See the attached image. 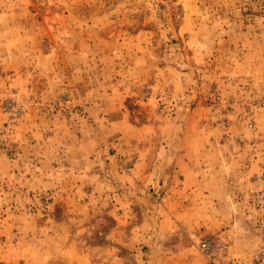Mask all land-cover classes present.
Wrapping results in <instances>:
<instances>
[{"label":"rangeland","instance_id":"1","mask_svg":"<svg viewBox=\"0 0 264 264\" xmlns=\"http://www.w3.org/2000/svg\"><path fill=\"white\" fill-rule=\"evenodd\" d=\"M264 248V0H0V264H201Z\"/></svg>","mask_w":264,"mask_h":264},{"label":"built area","instance_id":"2","mask_svg":"<svg viewBox=\"0 0 264 264\" xmlns=\"http://www.w3.org/2000/svg\"><path fill=\"white\" fill-rule=\"evenodd\" d=\"M201 264H246L242 260L229 256V246L226 238L221 235H205L198 239L195 245ZM248 264H264V248L255 251L250 256Z\"/></svg>","mask_w":264,"mask_h":264}]
</instances>
